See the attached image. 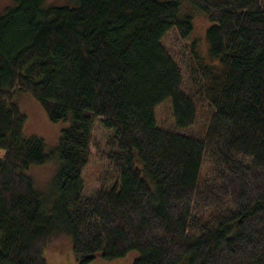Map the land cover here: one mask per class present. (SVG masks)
<instances>
[{
  "label": "trees",
  "instance_id": "trees-1",
  "mask_svg": "<svg viewBox=\"0 0 264 264\" xmlns=\"http://www.w3.org/2000/svg\"><path fill=\"white\" fill-rule=\"evenodd\" d=\"M184 2L211 20L205 47ZM18 91L66 123L50 200ZM95 145L115 176L87 194ZM58 234L81 264H264V0H15L0 14V264H49Z\"/></svg>",
  "mask_w": 264,
  "mask_h": 264
},
{
  "label": "rangeland",
  "instance_id": "rangeland-1",
  "mask_svg": "<svg viewBox=\"0 0 264 264\" xmlns=\"http://www.w3.org/2000/svg\"><path fill=\"white\" fill-rule=\"evenodd\" d=\"M14 1L15 0H0V14H2L7 7L13 5ZM78 1L79 0H48V3L60 6H73ZM190 4L191 3L187 4L185 2L182 4V9L184 11L182 14L188 12L193 16L195 25L193 37H197L202 44L201 46L205 47L206 31L211 25V20L202 10ZM175 34L174 30L173 32H170L165 39V43L170 48L173 47V42L170 41V37ZM187 48L188 44L185 41L180 42L174 47L177 54H180L181 56L186 55ZM13 100L20 104L26 115L24 133L40 135L46 142L48 160L45 163L33 165L29 170V175L34 180L36 188L40 193L46 198V200H50L54 177L58 169V161L53 151L57 148L62 129L66 123L53 122L39 100L31 93L18 91L14 95ZM164 107L167 108L165 111L169 112V103L160 107L159 111ZM94 133L96 144H99L102 148H106L105 139L109 136V133L103 129L100 122L96 124ZM91 150L92 156L84 172L85 190L87 194L100 188L105 182H113L109 180L113 178V175L115 176L114 169L111 168L106 158L98 152L96 145L93 146ZM52 202L53 201L49 204L51 205ZM45 255L49 264H81L74 252L72 240L65 234H58L51 238L48 247L46 248ZM139 255V252L132 251L123 259L108 260L99 253L86 264H133L134 260Z\"/></svg>",
  "mask_w": 264,
  "mask_h": 264
}]
</instances>
